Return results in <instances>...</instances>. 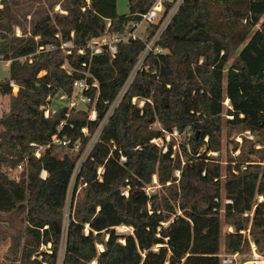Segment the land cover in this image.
I'll use <instances>...</instances> for the list:
<instances>
[{
    "label": "trees",
    "instance_id": "obj_1",
    "mask_svg": "<svg viewBox=\"0 0 264 264\" xmlns=\"http://www.w3.org/2000/svg\"><path fill=\"white\" fill-rule=\"evenodd\" d=\"M155 1L127 0L119 15L116 0H0V61L9 63L0 82L9 99L0 116V264H222L221 255L246 261L250 241L264 256V0H183L156 43L162 53L145 57L103 124L175 0L145 40L119 44L114 57H89L86 45L131 30ZM67 41L70 54L59 48ZM49 44L56 49L39 50ZM83 79L97 87L85 92L89 105L43 116ZM60 122L66 147L50 143ZM223 126L255 139L234 144L239 154L222 166L209 153L221 152ZM98 130L65 217L73 170ZM174 131L177 144L152 142ZM153 178L158 188L147 194ZM122 226L131 232L116 233Z\"/></svg>",
    "mask_w": 264,
    "mask_h": 264
},
{
    "label": "built area",
    "instance_id": "obj_2",
    "mask_svg": "<svg viewBox=\"0 0 264 264\" xmlns=\"http://www.w3.org/2000/svg\"><path fill=\"white\" fill-rule=\"evenodd\" d=\"M165 1H172V0H156L155 3L153 4V6L150 8V10L147 13L141 15L140 22L133 25L131 27L132 28L131 30L128 29L123 34H112V35L104 34L101 37L91 39L86 45V50L89 53V57L100 55L105 50L112 57H114L119 44H125V43H128L130 40H136V39H139V40L144 39L145 40L147 38V35H148L147 26L149 24L156 23L158 21L161 13L163 11V3ZM182 1L183 0H175L174 5L170 8V10L167 12L166 16L163 18V20H162L160 26L158 27V29L156 30V32L151 36V38L149 40H147L145 42V49L142 52L137 64L133 68L132 72L129 74L127 80L125 81L124 85L122 86V88L118 92L115 99L110 103L108 111H107L105 118L103 120V124L105 123L106 119L112 114V112L117 107V105L119 104L120 100L122 99L125 92L127 91L133 77L135 76L137 70L141 67V64L143 63V60L145 59V57L149 53H154V54L162 53V49H160L158 46H156V43L159 40L164 29L166 28L167 24L170 22L171 18L173 17V15L178 10ZM141 22L146 23V28L143 30L144 33L141 32L142 34L138 32L139 24ZM56 37H58V36H56ZM59 48L65 54H70L71 49L73 48V44L71 41L61 42L59 45ZM55 49H56V46L54 44H49L45 48H43V47L39 48L40 51H53ZM77 53L82 55L84 53V50H82V49L78 50ZM89 88H97V87H96L95 83L88 85L85 79L80 80V81H76L73 83V89H74L73 96L71 98H68L66 96H60L59 99L66 101V106L68 109H73V108L79 109L81 107L89 105V103H90V97L85 94V92ZM97 94H98V91L96 93V96H97ZM135 102H136V98H133L132 103L135 104ZM142 105H143V102H140L139 107H141ZM54 113H55V110L50 109L49 106L44 107V109H43V116L45 118L50 117ZM95 119H96V111H95V101H94L93 106H92L91 110L89 111L88 120L94 121ZM62 127H63V122H60L58 124V126L56 127L57 133L51 136V142L50 143L52 145H61L63 147H66L69 144V140H67L63 135L59 134ZM82 132L84 134H86L85 129H82ZM98 135H99V130L96 131V133L94 134L92 139L89 141V143L85 147V149H84L83 153L81 154L79 160L77 161L75 168L73 170L72 176H71V180L69 183L68 190L71 189V191L73 192L75 178H76V176L80 170L82 163L85 161L89 152L91 151L94 142L98 138ZM249 138H251V137H249ZM155 140H159V139L152 140V142L158 146V144L155 142ZM42 150H43V147H38L34 152V156L36 158H39L40 152ZM77 150H78V144H74L71 151L76 152ZM120 160L124 161V158L121 157ZM22 166L23 165H21V164L17 166L16 171H15L16 174H18L22 171ZM101 174H102V167L97 169V179L98 180H101ZM45 177H46V172L44 170H42L40 172V178L45 179ZM14 179L16 181H18L19 177L16 176ZM67 196H68V192H67ZM66 200H67V198H66ZM65 205H66V202H65ZM70 205H71V199L69 202V208H70ZM69 208L66 211L64 209V211H65L64 214L66 215V217H67ZM249 244H250V248H251V255L248 257V259L246 261L240 262L238 260L237 254L221 255L220 256L221 263L222 264H264V257L257 252L255 245L251 241L249 242ZM97 248H98V251L102 250L101 246H97ZM90 264H96V263L93 261Z\"/></svg>",
    "mask_w": 264,
    "mask_h": 264
},
{
    "label": "rangeland",
    "instance_id": "obj_3",
    "mask_svg": "<svg viewBox=\"0 0 264 264\" xmlns=\"http://www.w3.org/2000/svg\"><path fill=\"white\" fill-rule=\"evenodd\" d=\"M217 9H222V7L220 5H217L216 10ZM116 11H117V13L119 15H126L128 13L127 0H116ZM28 19H29V17H28ZM145 28H146V23L141 22L139 24L138 32L139 33H141V32L144 33L143 30ZM15 34L16 35H20V31H19L18 28H16ZM8 75H9V73H8V64L6 62H4V61H0V82H2L5 79H7ZM11 85H12V92L14 94V93H16V87L13 84H11ZM8 101H9L8 97H3V96L0 95V116L2 115L3 112L8 111ZM65 104H66L65 100H60L59 96H55L52 99L51 104H50L49 107L52 110H57V109L61 108L62 106H64ZM223 106L225 108L228 107V101L227 100H225L223 102ZM222 117L225 118V119L226 118H230L229 116L225 115V109L223 111V116ZM227 133H228V130L223 126L222 127V131H221V146H222V150L219 153V155H217V153H209V155H211L213 157L218 156L219 160H220V164L222 166L227 163L226 161H227V158H228L229 155H231V157H236L239 154L240 150L232 151L233 147H234V144H238V149H239L243 145V138H245L247 140L249 139V141H252V140L255 139L254 136H252L249 132H244V133L241 134V133H236V130H232L230 132L231 134L229 136L227 135ZM249 137H251V138H249ZM171 140H173L175 142V144H177V142L179 140H181V135L178 134L176 131H174L172 137L169 134H165L164 141L159 139V140H155V142L158 144V147H161L163 144H168ZM175 148H176V145L173 147V150H175ZM256 148H260V147L256 146ZM165 149L166 148H163V151ZM175 175L178 176V172L177 171L175 172ZM11 176L14 179L16 176H18V174L13 173ZM157 188L158 187L156 185V180H155V178H153V180L151 182V185L148 188H146L145 191H146L147 194H150V193H153L154 191H156ZM77 191L78 192L80 191L79 187L77 188L76 193H77ZM73 194L75 196V193L72 192L71 189H69L68 190L67 200H66V205H65V211L69 208V202H70V199L72 198ZM222 202H223V200H222ZM64 216L66 217L65 214H64ZM226 229H227V231H232L231 228H226ZM115 231L118 234H125V233H130L131 229L122 226V227H117L115 229ZM63 237H64V234L62 233V239H63ZM62 243H63V240H62ZM40 250L44 251L45 247H41ZM0 254H1V252H0ZM60 255H61V253H60ZM239 258H241V257L239 256ZM58 264H62L60 258L58 260Z\"/></svg>",
    "mask_w": 264,
    "mask_h": 264
},
{
    "label": "crops",
    "instance_id": "obj_4",
    "mask_svg": "<svg viewBox=\"0 0 264 264\" xmlns=\"http://www.w3.org/2000/svg\"><path fill=\"white\" fill-rule=\"evenodd\" d=\"M7 64H9L8 62H6ZM16 87V86H15ZM16 92H17V87H16ZM15 94V93H14ZM259 200H261L260 198H259ZM231 230V229H230Z\"/></svg>",
    "mask_w": 264,
    "mask_h": 264
}]
</instances>
